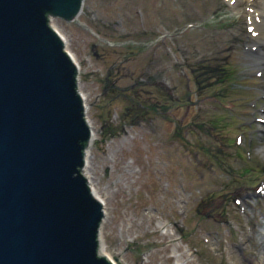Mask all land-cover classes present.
Here are the masks:
<instances>
[{
    "label": "rangeland",
    "instance_id": "rangeland-1",
    "mask_svg": "<svg viewBox=\"0 0 264 264\" xmlns=\"http://www.w3.org/2000/svg\"><path fill=\"white\" fill-rule=\"evenodd\" d=\"M252 8L264 12V0H85L78 20L53 18L80 66L96 133L87 171L118 263L264 264ZM132 39L147 45L119 43ZM115 61L117 87L105 80ZM150 74L144 94L135 82Z\"/></svg>",
    "mask_w": 264,
    "mask_h": 264
},
{
    "label": "water",
    "instance_id": "water-1",
    "mask_svg": "<svg viewBox=\"0 0 264 264\" xmlns=\"http://www.w3.org/2000/svg\"><path fill=\"white\" fill-rule=\"evenodd\" d=\"M83 0H0V264H115L86 173L96 133L51 17Z\"/></svg>",
    "mask_w": 264,
    "mask_h": 264
},
{
    "label": "bare ground",
    "instance_id": "bare-ground-1",
    "mask_svg": "<svg viewBox=\"0 0 264 264\" xmlns=\"http://www.w3.org/2000/svg\"><path fill=\"white\" fill-rule=\"evenodd\" d=\"M84 2H85V0H83L82 1V4H81V6H80V8H79V11L76 13V15H75V17L74 18H70V19H67V18H64L63 16H57V15H55V16H53V17H51V24L53 25V27L54 28H56L55 27V25L52 23V21H53V18H55L56 16L57 17H62V18H64L65 20L67 19L68 21H71V20H73V21H76V20H78V18H79V15H80V13L82 12V10H83V8H84ZM251 13H252V15H250L251 17H249L250 18V27H252V30L254 31V39L252 40V47H255V48H253V49H251L250 50V52H249V55L250 56H252L251 57V60H250V64H253V66L255 65L256 67H259L260 69H262V68H264V12H259L258 11V8H252L251 9ZM58 33H61L60 32V30L58 29ZM61 35H62V37L66 40V42H67V38H65V36L63 35V33H61ZM123 43L125 42V41H122ZM122 42H119L120 43V45H122ZM111 43V42H110ZM114 44H115V42H114ZM68 46V42L66 43V47ZM67 52H69L70 53V56L71 57H73L75 60H76V57L72 54V52H70L69 50H68V47H67ZM125 61V60H124ZM129 61V60H128ZM262 63V64H261ZM122 64H123V62H121V63H119L118 64V66H119V68L122 66ZM225 64H227V63H225ZM121 65V66H120ZM227 66V65H226ZM122 68H124V66H122ZM226 68V67H225ZM80 68H79V72H78V74L76 75L77 76V79L78 80H80V75H79V73H80ZM148 77H146L145 79H143L144 81L142 82V81H139V79L138 80H136V84H135V87H136V85H140V84H142V86L141 87H144V88H142V89H139V90H143L144 89V94H146V92H145V89L146 88H149V87H146V85H155L156 83H157V81L156 82H154L153 80H151V81H149L148 79H147ZM149 79H151V78H149ZM81 81V80H80ZM79 85H80V83H79ZM133 87H131V89H132ZM79 90H80V88H79ZM149 89H147L146 91H148ZM80 92H81V90H80ZM141 92V93H142ZM142 93V94H143ZM81 94H82V92H81ZM83 95V102L87 105V107H86V109H87V111H86V113L88 112V104L86 103V99H85V95L84 94H82ZM155 107V106H154ZM91 123H92V121H91ZM91 128H94V126H93V123L91 124ZM95 140H93V142H94ZM93 145V144H92ZM91 144H90V147L92 146ZM90 147H89V149H90ZM90 151V150H89ZM90 156V153L89 154H87V156H86V158H87V166H88V160H89V157ZM87 166H86V168H87ZM86 173H88V171H87V169H86ZM88 178L90 179V182H91V178H90V175H89V173H88ZM91 185H92V187H93V192H95V194L97 195V196H100L99 194H98V191L96 190V187H94V185H93V182H91ZM101 197V200L103 201V204L105 205V200L102 198L103 196H100ZM104 210H105V207H104ZM105 215H106V210H105ZM105 217L106 216H104V219H105ZM105 221V220H104ZM104 221H103V223H104ZM104 226V225H103ZM102 229H103V227H102ZM102 232H101V235H102V239L104 240V237H103V230H101ZM104 242H105V240H104ZM101 251H102V253L103 254H106L107 255V257L109 258V259H111L112 261H113V263H115V264H120V263H118V258L115 256V257H112L114 254H112V253H109L108 251H107V249H105V245H104V243H103V245H102V247H101Z\"/></svg>",
    "mask_w": 264,
    "mask_h": 264
},
{
    "label": "flooded vegetation",
    "instance_id": "flooded-vegetation-1",
    "mask_svg": "<svg viewBox=\"0 0 264 264\" xmlns=\"http://www.w3.org/2000/svg\"><path fill=\"white\" fill-rule=\"evenodd\" d=\"M93 12H95V10ZM99 38L101 39V36H99ZM103 40H108V39L107 38H103ZM132 43L135 44L136 46L137 45H142V44L147 45L145 41L142 42V40H137V39L136 40H134V39L128 40L127 42H124V43L122 42V44L125 45V46L132 45ZM138 47H142V46H138ZM135 53H136V50H129V52L125 55L124 60L128 61L129 59L133 58V56H136ZM117 66H118V62L115 61V63L110 66V69L107 71L108 74H106V77H105L106 78L105 80H107L110 85H113V86H116V87L118 85V81H117L118 76L114 75V73H115L114 70H115V68H119ZM118 70H120V69H118ZM149 78H151V79H149ZM147 79L149 81L153 80L154 79L153 75L150 74V76ZM154 82H156V80Z\"/></svg>",
    "mask_w": 264,
    "mask_h": 264
},
{
    "label": "trees",
    "instance_id": "trees-1",
    "mask_svg": "<svg viewBox=\"0 0 264 264\" xmlns=\"http://www.w3.org/2000/svg\"><path fill=\"white\" fill-rule=\"evenodd\" d=\"M220 120H221V118H220ZM222 121V120H221ZM201 123H200V125H203V123H204V121L202 120V121H200ZM216 123V122H215ZM208 131V130H207Z\"/></svg>",
    "mask_w": 264,
    "mask_h": 264
}]
</instances>
